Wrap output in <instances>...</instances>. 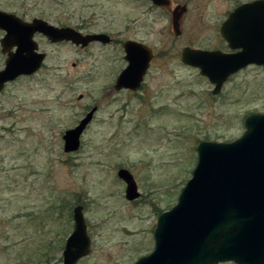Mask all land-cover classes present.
I'll return each mask as SVG.
<instances>
[{
    "label": "rangeland",
    "instance_id": "obj_1",
    "mask_svg": "<svg viewBox=\"0 0 264 264\" xmlns=\"http://www.w3.org/2000/svg\"><path fill=\"white\" fill-rule=\"evenodd\" d=\"M172 1L187 7L177 36L150 0H0L23 20L111 38L84 48L39 39L41 68L0 90V264H60L75 205L90 239L76 264L132 263L153 249L157 217L190 178L197 142L233 140L247 114L264 112V65L240 69L213 94L208 78L179 60L184 46L229 51L219 26L251 0ZM126 40L153 52L134 91L114 87ZM5 58L0 46V69ZM94 106L78 149L64 152V131ZM119 168L133 176L137 198H125Z\"/></svg>",
    "mask_w": 264,
    "mask_h": 264
},
{
    "label": "water",
    "instance_id": "obj_2",
    "mask_svg": "<svg viewBox=\"0 0 264 264\" xmlns=\"http://www.w3.org/2000/svg\"><path fill=\"white\" fill-rule=\"evenodd\" d=\"M170 15L171 32H181L187 7L172 0H150ZM2 52L0 90L20 75L36 72L44 60L33 39L42 33L51 42L70 41L85 47L92 41L109 42L105 33L82 34L73 27H58L41 18L26 21L0 10ZM230 51L184 46L179 60L199 70L217 94L223 83L248 65H264V0L234 7L219 26ZM14 48V50H12ZM126 66L115 79L116 89H139L153 58L152 49L136 40L123 43ZM92 107L62 136L63 151H76L80 135L91 120ZM244 131L230 141L201 140L190 178L176 203L157 217L154 247L130 264H264V112H252L243 120ZM125 182V198L139 196L136 182L125 168L117 170ZM73 229L65 240L60 264H76L90 250V239L81 205L72 209Z\"/></svg>",
    "mask_w": 264,
    "mask_h": 264
},
{
    "label": "flooded vegetation",
    "instance_id": "obj_3",
    "mask_svg": "<svg viewBox=\"0 0 264 264\" xmlns=\"http://www.w3.org/2000/svg\"><path fill=\"white\" fill-rule=\"evenodd\" d=\"M33 19V18H32ZM78 31H80L81 33H82V31L81 30H78ZM104 33V32H103ZM83 34H87V33H83ZM106 34V33H105ZM33 39L37 42L39 39H43V40H46L49 44H53V45H58V44H70V45H74L72 42H70V41H59V42H51L46 36H44L43 34H41V33H39V32H36V33H34L33 34ZM93 43H95V42H98L99 43V41H92ZM109 42H111V38H110V36H109ZM108 43V42H107ZM37 44H38V42H37ZM90 44V43H89ZM76 46H78V45H76ZM86 47V46H85ZM82 48H84V47H82ZM38 50H39V45H38ZM40 52H43L44 53V59L46 58V56H47V54H46V52H44V51H41V50H39ZM6 56H7V54H6ZM44 62V61H43ZM252 65H254V64H252ZM41 66H42V64L40 65V68H41ZM249 66V65H248ZM256 66H258V65H256ZM247 67V66H246ZM245 68V67H244ZM23 76V75H22ZM141 85H142V83H141ZM128 90V89H127ZM86 114V112L84 113V115ZM79 121V120H78ZM78 123V122H77Z\"/></svg>",
    "mask_w": 264,
    "mask_h": 264
}]
</instances>
